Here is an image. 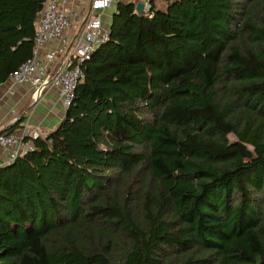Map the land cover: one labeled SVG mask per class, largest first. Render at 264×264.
Listing matches in <instances>:
<instances>
[{
  "label": "trees",
  "instance_id": "obj_1",
  "mask_svg": "<svg viewBox=\"0 0 264 264\" xmlns=\"http://www.w3.org/2000/svg\"><path fill=\"white\" fill-rule=\"evenodd\" d=\"M43 2L0 0V89ZM136 5L60 125L0 164V264H264V0Z\"/></svg>",
  "mask_w": 264,
  "mask_h": 264
},
{
  "label": "built area",
  "instance_id": "obj_2",
  "mask_svg": "<svg viewBox=\"0 0 264 264\" xmlns=\"http://www.w3.org/2000/svg\"><path fill=\"white\" fill-rule=\"evenodd\" d=\"M72 1L44 0L35 22L33 54L10 73V93H14L17 85H28L36 102L47 88L56 87L64 105L72 104L77 86L85 78L84 65L96 48L110 38L104 16L114 0H91L87 11L82 13V27L77 30L73 26L81 17V9L72 12ZM137 1L144 3V10H149L150 0ZM47 134L40 127L30 132L25 128L19 133L0 132V146L8 151L4 164L13 163L20 155L34 150L35 140Z\"/></svg>",
  "mask_w": 264,
  "mask_h": 264
},
{
  "label": "crops",
  "instance_id": "obj_3",
  "mask_svg": "<svg viewBox=\"0 0 264 264\" xmlns=\"http://www.w3.org/2000/svg\"><path fill=\"white\" fill-rule=\"evenodd\" d=\"M79 1H72V12L79 6L81 7V4L78 5ZM118 1L120 0H114L113 6L104 16L105 24L108 26ZM124 1H134L136 4L140 2L137 0ZM158 3L165 7L166 2L158 1ZM84 8L87 11L88 6L85 5ZM82 15L79 20L75 21L73 29L77 30L82 27ZM8 90L9 83L7 81L2 84L0 89V132L18 124L14 132H22L24 128L30 132L32 128L40 127L49 133L60 125L66 115L67 107L62 102L60 91L56 87L47 88L36 102H33L32 89L28 85L15 86L14 93H10ZM7 160L8 151L0 146V164L6 163Z\"/></svg>",
  "mask_w": 264,
  "mask_h": 264
},
{
  "label": "rangeland",
  "instance_id": "obj_4",
  "mask_svg": "<svg viewBox=\"0 0 264 264\" xmlns=\"http://www.w3.org/2000/svg\"><path fill=\"white\" fill-rule=\"evenodd\" d=\"M90 2H91V0H80L79 2H78V5H80L81 4V7L79 6L78 8H80L81 9V15H82V13H84V11H86L85 10V8H84V6L86 5V6H89V4H90ZM83 17V16H82ZM230 140L231 141H235V140H237V137L235 136V135H230Z\"/></svg>",
  "mask_w": 264,
  "mask_h": 264
},
{
  "label": "water",
  "instance_id": "obj_5",
  "mask_svg": "<svg viewBox=\"0 0 264 264\" xmlns=\"http://www.w3.org/2000/svg\"><path fill=\"white\" fill-rule=\"evenodd\" d=\"M136 10L138 12H141L144 10V3L143 2H138L137 5H136Z\"/></svg>",
  "mask_w": 264,
  "mask_h": 264
}]
</instances>
